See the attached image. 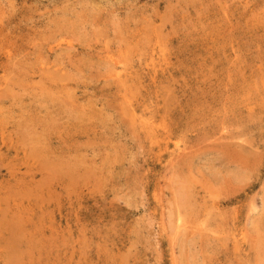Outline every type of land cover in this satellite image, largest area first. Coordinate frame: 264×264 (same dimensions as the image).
I'll list each match as a JSON object with an SVG mask.
<instances>
[{
    "label": "rangeland",
    "instance_id": "rangeland-1",
    "mask_svg": "<svg viewBox=\"0 0 264 264\" xmlns=\"http://www.w3.org/2000/svg\"><path fill=\"white\" fill-rule=\"evenodd\" d=\"M0 61V264H264V0H0Z\"/></svg>",
    "mask_w": 264,
    "mask_h": 264
},
{
    "label": "bare ground",
    "instance_id": "bare-ground-1",
    "mask_svg": "<svg viewBox=\"0 0 264 264\" xmlns=\"http://www.w3.org/2000/svg\"><path fill=\"white\" fill-rule=\"evenodd\" d=\"M58 41H59V40H58ZM61 41H62V40H61ZM65 41H66V40H65ZM70 41H71V40H70ZM70 41H69V42H70ZM67 42H68V41H67ZM72 43H73V42H72ZM68 44H69V43H68ZM58 45H59V44H58ZM151 45H152V44H151ZM156 45H157V44H156ZM74 46H75V45H74ZM158 46H159V45H158ZM158 46H157V47H158ZM74 48H75V47H74ZM90 48H91V47H90ZM150 48H151V47H150ZM51 51H52V50H51ZM99 51H100V50H99ZM103 51H104V50H103ZM161 52H162V51H161ZM102 53L104 54V52H102ZM147 53H148V52H147ZM152 53H153V52H152ZM154 53H155V52H154ZM99 54H101V53H99ZM106 54H107V53H106ZM160 54H161V53H160ZM157 55H158V53H157ZM101 56H102V55H101ZM108 56H109V55H108ZM151 56H152V55H151ZM151 56H150V57H151ZM154 56H156V54H155ZM9 57H10V56H9ZM10 58H11V57H10ZM10 58H7V59L5 58V59L9 62L8 59H10ZM112 58H113V57H112ZM148 58H149V57H148ZM152 58H155V57H152ZM152 58H151V60H152ZM14 59H15V58H14ZM99 59H100V58H99ZM108 59H109V58H108ZM108 59H107V60H108ZM113 59H114V58H113ZM115 59H116V58H115ZM163 59H164V58H163ZM12 60H13V56H12ZM15 60H16V59H15ZM103 60H104V59H103ZM7 61H6V62H7ZM13 61H14V60H13ZM13 61H12V62H13ZM109 61H110V60H109ZM114 61H115V60H114ZM0 62H1V61H0ZM3 62H4V61H3ZM3 62H1V63H3ZM20 62H21V61H20ZM112 62H113V61H112ZM119 63H120V62H119ZM10 64H11V63H10ZM10 64H9V65H10ZM153 64H154V63H153ZM5 65H6V64H5ZM5 65H3V67H1V69H2V68H3V69L6 68V67H4ZM12 65H13V64H12ZM12 65H11V66H12ZM16 65H17V64H16ZM104 65H105V64H104ZM113 65H114V64H113ZM113 65H112V66H113ZM117 65H118V64H117ZM117 65H116V66H117ZM159 65H161V64H159ZM18 66H19V64H18ZM15 67H16V66H15ZM19 67H20V66H19ZM109 67H110V66H109ZM120 67H121V66H120ZM21 68H22V67H21ZM62 68H63V67H62ZM112 68H113V67H112ZM10 69H11V68H10ZM16 69H18V68H16ZM5 70H7V69H5ZM20 70H21V69H20ZM58 70H59V69H58ZM107 70H108V69H107ZM110 70H111V69H110ZM110 70H108V71H110ZM116 70H117V69H116ZM116 70H115V71H116ZM13 71H14V70H13ZM23 71H24V70H23ZM46 71H47V70H46ZM44 72H45V71H44ZM51 72H52V71H51ZM53 72H54V71H53ZM53 72H52V73H53ZM59 72H60V71H59ZM112 72H113V70H112ZM119 72H120V71H119ZM158 72H159V71H158ZM163 72H164V71H163ZM45 73H46V72H45ZM47 73H48V72H47ZM102 73H103V72H102ZM105 73H106V72H105ZM43 74H44V73H43ZM54 74L57 75V74H60V73H57V74H56V73L54 72ZM61 74H62V73H61ZM109 74H110V72H109ZM114 74H115V73H114ZM45 75H46V74H44V76H45ZM47 75H48V74H47ZM50 75H52V74H50ZM151 75H152V74H151ZM4 76H5V75H4ZM48 76H49V75H48ZM61 76H62V75H61ZM16 77H17V76H16ZM4 78H5V77H4ZM102 78H104V77L102 76ZM106 78H107V77H106ZM117 78H118V77H117ZM117 78H115V79H117ZM122 78H123V77H122ZM152 78H154V77H152ZM60 79H61V78H60ZM115 79H114V80H115ZM52 80H53V79H52ZM109 80H111V78H110ZM152 80H154V79H152ZM49 81H50V80H49ZM57 81H58V80H57ZM59 81H61V80H59ZM65 81H67V80H65ZM45 82H46V81H45ZM111 82H112V81H111ZM150 82H151V81H150ZM27 83H28V82H27ZM53 83H54V82H52L51 84H53ZM64 83H66V82H64ZM17 84H18V83H17ZM45 84H46V83H45ZM47 84H49V83H47ZM47 84H46V85H47ZM58 84H59V83H58ZM58 84H57V85H58ZM62 84H63V83H62ZM62 84H61V85L59 84V85L62 86ZM110 84H111V83H110ZM116 84H117V82H116ZM20 85H21V84H20ZM119 85H120V84H119ZM138 85H139V84H138ZM149 85H150V84H149ZM153 85H154V84H153ZM10 86H11V85H10ZM36 86H37V85H36ZM63 86H64V85H63ZM71 86H72V85H71ZM121 86H122V85H121ZM31 87H32V86H31ZM67 87H68V86H67ZM116 87H117V85H116ZM158 87H159V86H157V88H158ZM42 88H43V87H42ZM51 88H53V87H51ZM56 88H57V87H56ZM68 88H69V87H68ZM155 88H156V87H155ZM45 89H46V88H45ZM47 89H48V88H47ZM71 89H72V88H71ZM122 89H123V88H122ZM12 90H13V89H12ZM53 90H55V88H54ZM56 90H57V89H56ZM68 90H69V89H68ZM118 90H119V89H118ZM30 91H31V90H30ZM41 91H42V90H41ZM51 91H52V89H51ZM152 91H153V89H152ZM156 91H157V90H156ZM114 92H115V91H114ZM41 93H44V92H41ZM54 93H56V91H55ZM154 93H155V92H154ZM49 94H50V92H49ZM51 94H52V93H51ZM117 94H118V91H117ZM123 94H124V93H122V95H123ZM29 95H30V94H29ZM43 95H44V94H43ZM45 95H46V93H45ZM114 95H116V94L114 93ZM127 95H128V94H127ZM131 95H133V94H131ZM136 95H137V93H136ZM59 96H61V94H60ZM133 96H134V95H133ZM133 96H132V97H133ZM140 96H141V95H140ZM52 97H53V96H52ZM56 97H57V95H56ZM64 97H66V96H64ZM114 97H115V96H114ZM123 97H124V96H123ZM132 97H131V98H132ZM135 97H136V96H135ZM153 97H154V96H153ZM117 98H118V97H117ZM117 98H116V99H117ZM55 99H56V98H55ZM133 99H134V98H133ZM70 100H71V99H70ZM135 100H136V99H135ZM142 100H143V99H142ZM142 100H140V101H142ZM73 101H74V100H73ZM158 101H159V100H158ZM117 102H118V101H117ZM136 102H137V101H136ZM142 102H143V101H142ZM65 103H66V102H65ZM115 103H116V102H115ZM143 103H144V102H143ZM156 104H157V103H156ZM156 104H155V105H156ZM157 105H159V104H157ZM128 106H129V105H128ZM29 108H30V107H29ZM261 110H262V109H261ZM245 111H247V110H245ZM138 112H140V111H138ZM138 112H137V114H138ZM254 113H255V112H254ZM137 114H136V115H137ZM241 114H242V113H241ZM250 114H252L251 111H250ZM262 114H263V113H262ZM136 115H134V116H136ZM229 115H230V114H229ZM244 115H246V114H244ZM250 116H251V115H250ZM253 116H254V115H253ZM141 117H142V116H141ZM245 117H246V116H245ZM143 118H144V116H143ZM143 118H142V119H143ZM242 118H243V117H242ZM249 118H250V117H249ZM259 118H260V117H259ZM254 119H255V116H254ZM127 120H128V119H127ZM217 120H218V119H217ZM130 121H131V120H130ZM151 121H152V120H151ZM156 122H157V121H156ZM217 122H218V121H217ZM251 122H252V121H251ZM30 123H31V122H30ZM32 123H33V122H32ZM43 123H44V122H43ZM131 123H132V121H131ZM135 123H136V122H135ZM151 123H152V122H150V124H151ZM249 123H250V122H248V126H249ZM25 124H26V123H25ZM44 124H45V123H44ZM129 124H130V122H129ZM251 124H252V123H251ZM251 124H250V125H251ZM32 125H33V124H32ZM239 125H240V124H239ZM241 125H242V124H241ZM138 126H139V125H138ZM150 126H151V125H150ZM43 127H44V126H43ZM56 127H57V126H56ZM141 127H142V126H141ZM29 128H30V127H29ZM44 128H45V127H44ZM48 128H49V127H48ZM50 128H51V127H50ZM67 128H68V127H67ZM69 128H70V127H69ZM220 129H221V128H220ZM24 130H25V129H24ZM28 130H29V129H28ZM74 130H75V129H74ZM150 130H151V129H150ZM71 131H73V130L71 129ZM130 131H131V130H130ZM138 131H140V130H138ZM26 132H27V131H26ZM51 132H52V131H51ZM61 132H62V131H61ZM141 132H143V130H142ZM27 133H29V132H27ZM43 133H44V132H43ZM64 133H65V132H64ZM71 133H72V132H71ZM74 133H75V131H74ZM149 133H150V132H149ZM33 134H34V133H33ZM137 134H139V133H137ZM143 134H144V133H143ZM49 135L51 136V134H49ZM25 136H26V135H25ZM30 136H31V135H30ZM35 136H36V135H35ZM43 136H44V135H43ZM46 136H47V135H46ZM46 136H45V137H46ZM143 136H145V135H143ZM40 137H41V136H40ZM45 137H42V138H45ZM77 137H78V136H77ZM140 137H141V136H140ZM148 137H149V136H148ZM157 137H160V136L157 135ZM157 137H156V138H157ZM67 138L70 139V137H67ZM48 139H49V138H48ZM69 139H68V140H69ZM41 140H42V139H41ZM45 140H46V139H45ZM36 141H37V140H36ZM48 141H49V140H48ZM76 141H77V140H76ZM28 142H29V141H28ZM28 142H27V143H28ZM33 142H34V141H33ZM43 142H44V140H43ZM52 142H53V141H52ZM158 142H159V141H158ZM73 143H74V142H73ZM151 143H152V142H151ZM165 143H166V142H165ZM36 144H38V143H36ZM152 144H154V143H152ZM158 144H159V143H158ZM161 144H162V143H161ZM44 145H45V143H44ZM46 145H48V144H46ZM163 145H164V142H163ZM165 146H166V145H165ZM13 147H14V146H13ZM38 147H39V145H38ZM159 147H160V146H159ZM33 148H34V147H33ZM45 148H46V147H45ZM244 148H245V147H244ZM39 149H40V147H39ZM33 150H34V149H33ZM41 150H42V149H41ZM41 150H40V151H41ZM45 150H46V149H45ZM73 150H74V149H73ZM13 151H14V150H13ZM224 151H226V150L224 149ZM246 151H248V150L246 149ZM46 152H47V151H46ZM66 152H67V151H66ZM157 152H159V151L157 150ZM248 152H249V151H248ZM43 153H44V152H43ZM49 153H50V152H49ZM69 153H70V152H69ZM46 154H48V153H46ZM65 154H66V153H65ZM44 155H45V153H44ZM45 156H48V155H45ZM247 156H249V155H247ZM49 158H50V157H49ZM60 161H61V160H60ZM30 163H31V162H30ZM51 163H52V162H51ZM62 163H63V162H62ZM48 164H49V163H48ZM76 164H77V163H76ZM74 165H75V164H74ZM34 166H35V165H34ZM182 186H183V185H182ZM183 187H184V186H183ZM191 188H192V187H191ZM187 189H188V188H187ZM206 189H207V188H206ZM188 190H190V189H188ZM191 190H192V189H191ZM186 194H187V193H186ZM186 194H185V195H186ZM193 194H194V193H193ZM180 195H181V194H180ZM188 195H189V194H188ZM204 195H205V194H204ZM182 196H183V195H182ZM182 196H181V197H182ZM194 196H195V195H194ZM191 197H192V196H190V198H191ZM202 198H203V197H202ZM177 199H178V198H177ZM185 199H186V198H185ZM193 199H194V198H193ZM180 200H181V198H180ZM186 200H188V199H186ZM202 200H203V199H202ZM181 201H182V200H181ZM178 202H179V201H178ZM185 202H186V201H185ZM202 202H203V201H202ZM180 203H181V202H180ZM190 203H191V200H190ZM195 203H196V202H195ZM206 203H207V202H206ZM176 204H177V203H176ZM176 204H175V205H176ZM181 204H182V203H181ZM193 204H194V202H193ZM199 204H200V203H199ZM203 204H204V203H203ZM218 204H219V203H218ZM184 205H185V204H184ZM206 206H208V205H206ZM216 206H217V205H216ZM182 207H183V206H182ZM184 207H185V206H184ZM203 207H204V205H203ZM211 207H212V206H211ZM187 208H189V207H187ZM218 208H219V207H218ZM177 209H178V208H177ZM194 209H195V208H194ZM198 209H199V211H200V208H198ZM201 209H202V211H204L202 207H201ZM212 209H213V208H211V210H212ZM207 210H208V208H207ZM215 210H216V209H215ZM218 210H220V209H218ZM192 211H193V210H192ZM199 211H198V212H199ZM177 213H178V212H177ZM190 213H191V212H190ZM192 213H193V212H192ZM195 213H196V211H195ZM199 213H200V212H199ZM203 213H204V212H203ZM205 213H206V212H205ZM215 214H216V213H215ZM222 214H223V213H222ZM196 215H197V214H196ZM198 216H199V214H198ZM215 216H216V215H214V217H215ZM234 216H235V215H234ZM180 217H181V216H179V218H180ZM196 217H197V216H196ZM211 217H212V216H211ZM215 220H216V219H215ZM216 221H217V220H216ZM180 223H181V222H180ZM194 223H195V222H194ZM212 225H214V223H213ZM211 227H212V226H211ZM217 227H218V226H217ZM185 228H186V227H185ZM190 228H191V227H190ZM214 228H215V227H214ZM220 228H221V227H220ZM191 229H192V228H191ZM203 229H204V228H203ZM210 229H211V228H210ZM221 229H222V228H221ZM204 230H205V229H204ZM215 231H216V230H215ZM207 232H208V230H207ZM209 232L211 233V231H209ZM218 232H219V231H218ZM212 233H213V232H212ZM235 233H236V232H235ZM213 234H214V233H213ZM208 235H209V234H208ZM217 235H218V234H217ZM219 237H220V236H219ZM233 239H234V238H233ZM235 239H236V238H235ZM199 242H200V241H199ZM232 245H233V244H232ZM240 245H241V244H240ZM236 247H237V245H236ZM236 247H235V248H236ZM238 249H239V248H238ZM234 251H235V250H234ZM235 253H236V252H235ZM235 255H236V254H235ZM236 256H237V255H236ZM247 262H248V261H247ZM249 262H250V261H249Z\"/></svg>",
    "mask_w": 264,
    "mask_h": 264
}]
</instances>
